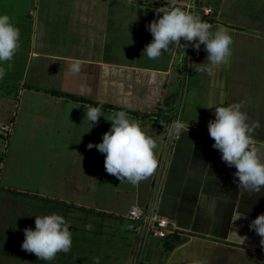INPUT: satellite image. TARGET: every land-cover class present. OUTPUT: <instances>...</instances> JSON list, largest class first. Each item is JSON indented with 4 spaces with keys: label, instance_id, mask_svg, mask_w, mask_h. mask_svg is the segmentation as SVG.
Masks as SVG:
<instances>
[{
    "label": "crops",
    "instance_id": "crops-1",
    "mask_svg": "<svg viewBox=\"0 0 264 264\" xmlns=\"http://www.w3.org/2000/svg\"><path fill=\"white\" fill-rule=\"evenodd\" d=\"M246 1L205 0L204 6L195 5L200 18L209 19L211 33L225 28L233 37L231 54L224 62L210 65L209 72L196 65L209 63L203 44L199 50L189 45L185 52L173 47L156 58L142 54L152 36L133 19L145 16L149 22L156 15L121 0H0V13L8 14L20 29V46L12 60L4 62L0 79L14 86L9 106L14 110L8 115L40 113L48 134L62 140L67 135L69 140L93 137L95 144L109 129V116L123 110L155 139L157 166L132 183L133 201L124 214L92 209L82 198L47 197L123 220L141 199V208H153L167 221L169 233L163 239L149 237L143 245L138 243L139 264H264L261 237L249 228V222L264 213V186L257 192L234 183L235 168L221 160L207 129L215 106L238 102L247 122L260 124L251 133V147L264 156V0ZM236 5L240 20L234 22L228 16ZM203 7L210 8L211 14L203 15ZM181 43L186 42L181 39ZM73 64L77 66L74 71L70 69ZM26 95L31 96L29 100ZM34 96L49 102L28 103ZM89 107H99L104 113L93 127L85 115ZM60 108L64 110L59 112ZM67 108H72V117ZM155 115L171 118L156 120ZM177 120L183 124L180 133L173 126ZM10 133L11 129L8 137ZM166 134L171 142H166ZM89 143H51L47 148L54 158L62 148L68 154L76 150L85 156H102L98 163L103 165L104 154L95 147L89 149ZM79 162L74 156L71 174L63 169L57 178L62 183L68 177L73 190L81 189L73 167ZM102 168L97 166L95 175L104 182L108 177ZM139 186L145 190L142 196ZM17 192L45 197L36 191Z\"/></svg>",
    "mask_w": 264,
    "mask_h": 264
},
{
    "label": "rangeland",
    "instance_id": "rangeland-1",
    "mask_svg": "<svg viewBox=\"0 0 264 264\" xmlns=\"http://www.w3.org/2000/svg\"><path fill=\"white\" fill-rule=\"evenodd\" d=\"M121 1L128 3L131 7H135L136 9H147V11H150V14L154 16L157 15L154 10L158 7H160L161 10H168L172 7H180L188 10L190 4L204 6L206 3L205 0ZM197 6H195L194 14L201 17L196 8ZM236 7L237 5L235 9L232 10V16H228L230 20L234 22L240 20L238 15H236ZM160 15H162V13H160ZM133 22L135 25L142 23L144 30L151 36V33L146 28L148 21L145 16L136 15ZM13 90V85L2 81L0 82V163L2 162L1 160H3L0 165V264H97L94 257L99 258L98 264H111L113 262V246L115 245L118 247L122 245L124 247L126 236L130 233L136 235L137 241L132 250L129 249L128 253L123 255L122 258L124 264H139V236L135 232L136 230H134L133 225L127 223V225H125V229L127 230L119 231V236L122 235L125 240L119 241L117 237H110L109 233L113 231L108 229L107 226L110 223L112 224V221L107 217L101 218L95 216L92 214L94 210L85 212L76 208L71 209L70 217L66 220V222L69 223L72 233V246L70 251L66 253L58 252L54 259L44 260L39 259L34 253H30L21 248V242L24 239L23 230L26 227L34 228L35 216L46 215L47 208L45 205L43 208V204H41L45 203L42 202V197L36 198L28 194L22 195L16 194L15 192L20 190H24L25 192L36 191L43 194V196H45L43 198L46 199V201L50 198L49 196L61 195L65 199L73 198V200H80L82 198L83 204L92 209L104 208L105 210L116 212L117 214H124L129 204L133 201V191H135V187L126 178L118 180V182L115 181V176L105 171L104 163L103 165L102 163H98L99 159L103 160L102 156L95 157L92 154L85 156L83 154H78L76 150L68 154V150L62 148L56 158L52 157V152L47 148V146H49L48 144L52 143V145L59 146L65 144V146H68L71 142V144H73L71 146H74L84 142L89 143L93 141V137H73L70 141L67 135V139L62 140L54 134L53 136L48 134L46 120H41L40 113L25 115L18 112L17 116L13 117L11 113L14 108L12 106L9 107L14 98ZM30 97L31 96L26 95L25 99L29 100ZM44 101L49 102L46 97L34 96V98H31V101L27 102L45 103ZM57 103L66 102L58 101ZM63 110L60 108L59 112ZM65 110L68 112V115L71 114L72 117V108H67ZM36 111L40 112L38 109ZM9 112H11L10 115H8ZM68 115L66 116L70 118ZM7 118L13 120L12 128H10V120ZM3 126L11 129L9 137V130H1ZM57 138L59 140H57ZM69 148H71L70 145ZM74 156L76 159L80 160L79 164L76 166L73 165V167L77 168L74 172V176L79 180L81 185V189L77 190H73V186L70 185L72 180L70 181L68 177H66L65 181L62 180L64 181L62 183L59 179L57 180L58 177L62 176L64 170L68 171L65 173L66 175L71 174L69 168H71V160ZM55 160L59 162L56 164ZM82 160L90 161V163H88L89 165L84 164ZM94 160L96 161L95 164H93ZM91 161H93V163H91ZM97 166H102V169L107 173L108 178L103 180L104 182L98 180V175H95V173H97ZM93 176L94 178L92 179ZM116 184L118 190L114 188ZM55 185H57V188H53ZM103 185L106 187H102ZM4 186H6L7 189H11V191L5 190ZM71 191H73L74 194L69 193ZM144 191L145 190L139 186L138 193L140 196H142ZM80 195H83V197H80ZM54 201L59 202L57 200ZM36 206L38 208H36ZM136 206L142 207L141 199ZM53 212L58 214L62 213L63 206L57 205L56 210H53L52 213ZM125 221L129 222L128 219H125ZM86 225H90V227L86 228Z\"/></svg>",
    "mask_w": 264,
    "mask_h": 264
},
{
    "label": "clouds",
    "instance_id": "clouds-1",
    "mask_svg": "<svg viewBox=\"0 0 264 264\" xmlns=\"http://www.w3.org/2000/svg\"><path fill=\"white\" fill-rule=\"evenodd\" d=\"M156 18L146 24L152 39L148 42L142 54L148 58H156L179 47L183 51L191 45L199 50L203 44L209 63H199L198 70L211 71L210 65H218L231 54L230 45L233 37L225 28H219L215 33L209 31L210 25L192 12L180 7L168 10H155ZM162 13V15H160ZM181 39L186 43H181ZM20 46V29L6 13H0V79L3 78L4 62L11 61ZM185 52V51H184ZM11 67V64H8ZM76 65H70L76 70ZM86 117L92 127L104 113L99 107H89ZM109 129L102 134L101 141L89 143V149L95 147L104 154L105 171L116 176L119 180L127 179L135 184L145 176L151 174L157 166L153 149L156 141L147 134L136 119H131L128 113L121 110L109 116ZM248 116L241 111V104L234 102L214 107L213 118L207 123L208 134L213 140L211 145L217 149L221 160L228 166L234 167V183L254 191H261L264 186V156L251 147L254 128L259 122L251 125ZM174 130L180 133L183 124L177 120L173 122ZM34 228L26 227L21 248L34 253L39 259L52 260L58 252H68L72 246V233L69 223L58 213L37 215ZM86 228L90 225H86ZM249 228L261 237L264 245V213L258 214L249 222ZM97 261L99 258H95ZM195 264H206L196 261Z\"/></svg>",
    "mask_w": 264,
    "mask_h": 264
},
{
    "label": "trees",
    "instance_id": "trees-1",
    "mask_svg": "<svg viewBox=\"0 0 264 264\" xmlns=\"http://www.w3.org/2000/svg\"><path fill=\"white\" fill-rule=\"evenodd\" d=\"M201 19L204 20V21H208L209 20L207 18L204 19L203 17ZM153 117L156 120H163V121H169L170 118H171V117L165 116V115H155ZM5 190L11 191V189H5ZM12 192H15V191H12ZM15 193L23 195V193H21V192H15ZM42 200H43L42 202H45V203H41V204H43V208H44V205L47 208L46 209L47 210L46 214L52 213L53 210H56L57 205H62L63 206V212L60 213V215H62L65 218V220H67L70 217L71 209L76 208V209H78L80 211H85V212H91L92 211L90 209H84V208H81V207H74L73 205H69V204H65V203H61V202H55L53 199H47V201H46V199L42 198ZM47 205H48V207H47ZM36 208H38V207L36 206ZM92 214H94L97 217H101V218H103V217L109 218L112 221V224L110 223L107 227H108V229L113 231L112 233H109L110 237L114 236V238L117 237L119 239V241L120 240L125 241L124 238L122 237V235L119 236V231L127 230V229H125V225H127V223L131 224L130 221L127 222V221H125L123 219H120L118 217H114V216L109 215V214H107L105 212L94 211ZM117 233H118V235H117ZM104 234H108V233H104ZM136 241H137L136 235L134 233H130L128 236H126V241L124 243V247L122 245H120L118 247H116L114 245L113 249H112V260H113V262L111 264H124V261H123V258H122L123 255L128 253L129 249L132 250V248L134 247ZM127 248H128V250H127Z\"/></svg>",
    "mask_w": 264,
    "mask_h": 264
},
{
    "label": "built area",
    "instance_id": "built-area-1",
    "mask_svg": "<svg viewBox=\"0 0 264 264\" xmlns=\"http://www.w3.org/2000/svg\"><path fill=\"white\" fill-rule=\"evenodd\" d=\"M191 5V4H190ZM189 5L188 11L194 14L195 4ZM203 15H210L211 9L208 7L202 8ZM1 130H9L3 126ZM170 134H166V142H171ZM127 219L131 222L135 232L139 236L140 245H143L147 238L155 237L163 239L169 233V226L165 219L158 217L153 208H141L131 206L127 213ZM131 226V225H130Z\"/></svg>",
    "mask_w": 264,
    "mask_h": 264
}]
</instances>
